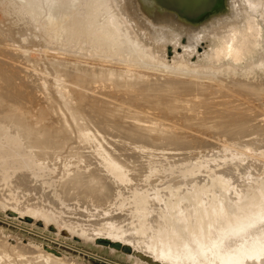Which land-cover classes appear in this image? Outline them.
Here are the masks:
<instances>
[{
	"label": "bare ground",
	"instance_id": "1",
	"mask_svg": "<svg viewBox=\"0 0 264 264\" xmlns=\"http://www.w3.org/2000/svg\"><path fill=\"white\" fill-rule=\"evenodd\" d=\"M14 1L17 2V0ZM14 1H12V4ZM22 1L25 2L26 6L23 3L20 4L24 5L25 8H27V6L31 7H28L29 9L35 8L33 11L36 15L45 12L48 14L49 18L46 19V22L50 23L48 24V28L51 27V31H53L54 35L58 34V36H61V31L63 33L67 32L68 35L72 38L74 37L75 40L80 37H84V40L88 38L89 44L91 43L93 47H99L100 49L101 46L103 50L106 47L110 49V53L111 50L123 49L121 51L128 52V54L123 52L126 56H131V52H133V54L137 55L135 57H138L140 59L139 61L142 62H147L146 60L155 58H153L155 55L154 51L151 53L152 50H149L146 46L148 51L145 50L144 45H147V43H153V46H155L154 44H156V46L159 45L162 50L165 48L166 51L167 48L172 47V45H182L183 47L204 45L208 48V50L206 49L205 57L210 59L213 63H221V65L216 67L218 71L220 68L221 71L226 69L228 71L233 70L231 72H234L236 70L235 65H238L236 63L240 61L239 59L237 60L238 56L239 58L242 57V59H246L247 61L245 64L249 66L255 64L258 67L256 68L258 71L264 67V0H135V3H129L127 0H19L18 2ZM9 5H11V3ZM232 8L235 10V17H225V14L228 13V9L230 10ZM8 9L10 8L8 7ZM7 12H10V10ZM30 15L33 14L30 13ZM215 19H217V22L211 23V25H209L210 27L206 29H201L202 25ZM49 34L51 35L52 33ZM210 39H214L213 42L210 43ZM208 42L209 47L207 45ZM197 49L198 48H196V50ZM157 50H155V52H159L160 48ZM99 52L97 49V53ZM196 52L198 51H195V53ZM113 53L112 55H114ZM162 53L166 52L163 51ZM202 53L205 54L204 51H202ZM120 54L121 52L118 55ZM161 54H159V56ZM106 55L108 54L106 53ZM187 55L188 54H186V56ZM192 55L194 56L193 53ZM189 56H191V54H189L188 57ZM129 58L131 57H128V59ZM121 59L122 58H120V60ZM137 60L135 61V65L136 63L138 65L141 63ZM125 61L129 62V60ZM162 62L164 64L165 59ZM132 63L134 64V62ZM63 64L65 65L66 62ZM143 65L146 66V64ZM174 65H176V63ZM183 65L186 64L182 63V66ZM148 66L147 68H149ZM178 66V70H180V65ZM182 66V70L188 68L183 67V69ZM240 66L239 69H243V65L241 68ZM139 68H141V66ZM245 68H247V66ZM253 68L254 67L251 69ZM82 69L84 70V68ZM106 69L107 68H105L104 71L103 68L102 70L99 68L97 73H89V75L95 79H99L100 77L103 78V74L108 75L107 78L113 75L112 79L115 77L114 80L119 81L121 84L126 81H124V77L121 76L122 73H124L129 76L130 81H134L132 85L135 87L142 86L145 82L149 84L147 77L139 74L135 66H125V70L122 71H118L117 69L106 71ZM192 69L196 71L195 68ZM210 69H212L211 66ZM245 70L247 73L249 69ZM261 71L262 70H260V73ZM241 72L242 71H240V73ZM252 72L254 73V71ZM237 73H239V71ZM238 77L233 82L231 81L232 83L235 82L234 86L237 87L236 90H241V92L244 91L245 93L249 92L247 94L251 93L253 95L260 94L264 91V81H245L246 79L242 80L243 78L238 79ZM103 79H106L105 76ZM8 80L5 81L8 83ZM128 83L125 82L124 86ZM165 83L163 87L167 92H172L173 90L175 92L176 89L172 88H175L174 86L178 83L183 86L184 89H200L201 93L205 90V85L198 83L196 79L190 82L172 80L165 81ZM116 84L118 83L116 82ZM120 84H118V86ZM129 84L128 87H133ZM179 84L176 88L179 87ZM9 87L10 86H8V88ZM5 88L7 87H4V89ZM149 89L148 87V90ZM184 89L182 91H184ZM148 90H145V92L150 91ZM178 91H181V87ZM171 94H173V92ZM10 95L12 96V94ZM173 96L172 98L169 96V98H171L169 100L170 102L167 101L170 103L171 107V103L176 102L175 105L177 107V103L181 102L179 100L183 101L184 98L178 99L181 95L179 97ZM19 97L20 96H18V98ZM173 99L175 101H173ZM191 99L193 100V98ZM198 100L194 102L196 109H198L200 103L203 105L204 103L205 105L211 104L207 98L206 100L204 99V103L201 102L202 100H199L200 102L198 103ZM158 101L160 103V100ZM184 101L185 104H188L189 100L185 99ZM183 102L180 104L183 105ZM157 103L156 105H158ZM229 104L224 102L219 108L216 107L215 111L210 110V112L208 110L212 116H207L209 120L205 118V121H213L211 128L218 131L216 132L217 134L221 131L225 132V134L227 133L228 137H230L229 135L231 134V136L237 137L236 139H238V137L239 139L242 138L243 142L262 138L261 135H264V132L261 128L260 130L259 128L257 130L254 129L259 126V124L257 125L254 122L255 120L252 122V124L254 123L257 125L256 127V125L253 124L255 126L253 128L254 130L251 129L252 126L246 125L248 118L251 120L252 118L254 119L252 114V117H250V115L248 116V114H250L246 111L248 108L246 107L247 109L245 110L247 114L244 110H241L240 106V109L238 107L234 108L233 105V108L228 109ZM182 105L179 106L181 107ZM236 106L238 105L236 104ZM174 107H172L174 110L178 108L175 109ZM185 107L186 105H184V108ZM210 107L211 109L213 108L212 105ZM192 108L195 109L194 107ZM193 109H191L195 111L193 114H200L199 109ZM187 110L189 109H186V111ZM180 111H182V109ZM251 111L253 110L250 109V112ZM213 112L215 113L213 114ZM65 113L67 112L65 111ZM16 117L18 118L15 114L0 116V203L3 205H7L6 203H8L7 201L9 199H14L18 202L17 197H19L20 194H18L17 191L23 192V190L28 188L29 182H31L32 179L37 180L41 178L39 188L41 192L52 187V190L50 192L48 191L50 194V197L48 196L50 205L27 204L25 207L31 209L37 206V211H40L39 215L45 216L51 220H55L60 216L65 221L67 228H72L73 226L77 230L76 226H79L81 230L83 228L87 230L88 223L86 219L97 216L100 219L90 225L95 227L94 230L105 231V229H107L105 228V223L109 217H124L128 214L126 210H129V212L133 211V215L137 217L136 220L140 224L143 222L144 238L150 246L153 247L154 245H162L165 242L168 243L167 247L158 248V253L160 255L159 259L169 264H264L263 181L261 182L263 187L257 184L259 181H257L256 184L250 181H238L236 184H230L229 181H227L226 173L233 168L222 170L219 174L209 173L207 178L203 177L204 175L202 178L201 175L203 172H210L206 169L208 166H196L197 163H194L196 165L193 163L188 164L186 158H183L186 156L184 150L191 147V149H193L194 147L191 145L193 144L191 140H189V144L185 141L186 135L183 136V133L180 134H182L184 142L188 144V147L187 145H185L186 147L183 146L184 142L182 146H179L181 144H178V146L175 144V149L172 148L175 151L171 152L170 150L168 153L165 150L169 144L166 146L167 143L157 141V139L165 142L166 140L163 138L161 139V137L158 136L159 133L156 132L158 134L155 135V137L157 136V139L155 138L157 142L155 141L156 143L153 144L154 138H152V136L154 134L152 136L148 134L151 130L149 128L151 127L145 128L147 126L140 127L137 133L131 132V134H126L124 132L126 135L125 137L121 136V131H118L119 133L116 134L114 133L115 131L113 132L114 134L110 132L111 136H107V132L103 130L105 129L104 127H106L104 122L102 120L98 121V119L97 121L93 119L95 120V123H93L95 127H79L76 129L77 133H75V130L70 131L69 128L67 129L64 127L65 125L59 128L56 126V129L53 131L52 129L48 130L49 128H47V130L44 129L46 127L35 128L33 127L34 125L31 126V123L25 124L23 121L24 119L20 121L21 118L18 120ZM67 117L69 118V116ZM116 117L118 116L116 115ZM186 117L189 119V116ZM104 118L101 117V119ZM108 118L111 119L110 117ZM255 119L257 121V118ZM251 120L248 119L250 122ZM151 121L152 120H150V122ZM109 122L107 121V124ZM72 126L73 124L70 125V127ZM208 126H210V124ZM153 131L155 132V130H152V133ZM168 131L166 130V132ZM170 133L173 132L170 131L169 134ZM75 134H77L80 139L79 141H74V138H72L76 137L74 136ZM170 136H168V138H171ZM172 136L174 138L175 135ZM177 136L178 134L176 138ZM182 136L178 137L180 138ZM187 139L188 137L186 140ZM174 140L176 139H172L171 141ZM182 140L180 138V141ZM167 141L169 143V139H167ZM234 141L236 140L234 139ZM65 142H68L67 145H64ZM72 142L73 144L76 142V145L70 146L69 143L72 145ZM174 142L177 143L178 141ZM174 142L172 144H174ZM12 148H14V151L10 150ZM88 158L91 159L88 160ZM57 159H61L62 163L56 162ZM46 160H49L47 161L48 163H46ZM207 162L212 163V159ZM223 162L225 161L223 160ZM56 170L59 172L54 180L53 173H55ZM158 173L162 174L161 177L154 180L153 177ZM158 180L160 181L158 182ZM141 182L147 185V188H140L142 187ZM14 193L15 195H13ZM217 194L220 196V199H217ZM234 194H236L235 197ZM213 195H216V199H214L215 202H213V204H215L209 206L210 203L208 204V199H212ZM60 197L72 206H74V204H72L71 201L74 199L77 200L79 204L82 205L81 212L77 213L75 206L70 210L62 211V206L60 207L55 202V199H59ZM117 209L120 210L117 211ZM207 213L211 215V223L213 222V224H209L207 221L209 220ZM206 217L208 219H206ZM84 229L82 231L85 233ZM113 234L116 236L121 235L119 231ZM187 238L191 240L190 242H194L191 245L188 244L187 246L181 247L183 242L189 240ZM96 241L109 242L113 245L133 251L135 256L151 264H167L154 260L148 255L134 251L129 246L122 245L119 242H114L109 239H97ZM21 260H27L29 264H70L72 261L63 256L60 252L52 249L46 248V250L43 249L39 251L30 243L23 241L16 242L12 238L8 242V239H5V237L3 238V234L0 231V264H21V262H24Z\"/></svg>",
	"mask_w": 264,
	"mask_h": 264
},
{
	"label": "rangeland",
	"instance_id": "2",
	"mask_svg": "<svg viewBox=\"0 0 264 264\" xmlns=\"http://www.w3.org/2000/svg\"><path fill=\"white\" fill-rule=\"evenodd\" d=\"M12 1L14 0H4V1L0 0V91H1L0 110L3 109L2 111H0L1 112L0 116L5 114L6 116L10 114L11 115L15 114L18 116V118L16 117V119L19 120L21 118L20 121L24 119L23 121L25 124L31 123V126L34 125L33 127L35 128L46 127L44 129L47 130V128H49L48 130L52 129V131L56 129V126L59 128L62 127V125L63 126L65 125L64 127H66L67 129L69 128L70 131L75 130V133H77L76 129H78L79 127H86V128L95 127V124L93 123H95V120L97 121L98 119V121L102 120L105 126L107 127L106 128L103 126L105 128L103 130L107 132V136H111V133L116 134L121 131L120 132L121 136L125 137L126 136L125 133L126 134L127 133L131 134V132L137 133L140 127L147 126L145 128L151 127L149 128L151 129L150 130L151 132L149 131L148 134H151V136L154 134L152 136V138H154L153 144L156 143L157 141H162L164 143H167L166 146H168L169 144V146L165 150L168 153L170 152V150L171 152L175 151L172 149V148L175 149L174 146L175 144H177L176 146H178V144H181L179 146H182L184 142L183 136L186 135L185 141L189 144L190 143L189 140H191V143L193 142V144L191 145H193L194 147L193 149H191L192 147L186 148L184 150L186 156L183 158H186L188 164L197 163V165L196 164L194 165L196 166L202 165V167H204V165L205 167L208 166V168L206 169L210 172H203L201 177L204 175L203 177L207 178V175L209 173L219 174L222 170L233 168L232 170H229V172L226 171L228 172L226 173L227 174L226 178L230 184H236L238 183V181L240 182L250 181L256 184L257 181H259L257 184L262 186L261 182L263 181V186H264V135H261L262 138L260 139L256 138L249 142L246 141L243 142L242 138L239 139L238 137V139H236L237 137L231 136V134L229 135L231 137L230 138L228 137L227 133L225 134V132L220 131L219 133H224V134H219V133L217 134L216 132L218 131L214 130V128H211L213 121L212 122L211 120L210 122L207 121L209 120L207 118L212 116L210 112L215 111L216 107L219 108L224 102H226L227 104L229 103L231 104V105L229 104V106L227 105L228 109L233 107L234 108L238 107L240 109L241 107V110L245 111L248 108L246 111L250 114H248L246 111L245 112L248 114V116L250 115V117L254 116V119L252 118L251 120L250 118H248L249 120H251V122L248 121L247 119L248 123L246 122V125L250 127L252 126L251 129H253L255 127L254 125L259 124V126L257 127L256 125L257 128L254 129L257 130L259 128L260 130L261 128V130L264 132V91L257 95H253L251 93L247 94L249 92L245 93L244 91L241 92V90L240 91L236 90L237 87L234 86L235 82L232 83L234 80L237 79L238 76H240L238 77V79L243 78L242 80L246 79L245 81L248 80L254 82H256V80L258 82L264 81L263 80L264 67L260 69L262 70L260 73V70L258 71V69H256L258 67L255 64L249 66L248 64H245L247 61L246 59H242V57L239 58L238 56L237 60L239 59L242 62L239 61L236 64H238L239 66L243 65L242 67L243 69H239V66L235 65L237 71L235 70L234 72H231L233 70L228 71L226 69H223V71H221L220 68L218 71L217 70L218 68L216 67L221 65V63H213L211 62L210 59L205 57L206 49L208 50V48L207 46L204 45H201L203 47H201L200 45H197V47L196 45H192L193 47L172 45V47H168L166 51L165 48L162 50L159 45L156 46V44H154L156 46L155 47L152 45L153 43H147V45H144V47L146 46L148 47L149 50H152V52L149 51L151 53H153L154 51L155 55L154 54H153L154 56L152 55L153 58L159 56V54H161L163 51L166 53H162L163 55L161 54L159 57H157L158 59L154 58L155 60L152 59V60H146L147 62H142L139 61L140 59L138 57H135L137 55L133 54V52H131V56L130 55L126 56V54H123V52L127 54L128 52L121 51L123 49L121 50L119 49L120 51L117 49H115L116 51L111 50L110 53V49H107L106 47L104 48V50L101 48V46L100 49L99 47H95V46L93 47L91 43L89 44L88 38H85L87 40H84V37H80L79 39L75 40V38L73 37L74 38L73 39L72 37H70L67 32L63 33L61 31H60V33L62 34L61 36H58V34L54 35L53 31H51L52 30L51 27L48 28L49 27L48 24L50 23L46 22V19L49 18L46 12L38 13L37 14L38 17H37L35 12L33 11L35 10V8L29 9L31 7L27 6V8L29 7L27 9L25 8L26 6L25 2L23 1L18 2L19 0H17L18 3L14 1L13 4L15 5H13ZM127 1L129 3L136 2L135 0H127ZM10 3L11 5H9ZM20 3H23L25 6L21 5ZM7 4L10 9H8ZM8 10H10V12L12 11L13 13L11 12L10 14V12H7ZM15 13H18L19 15ZM30 13H32L33 15H30ZM225 15H226L225 17L227 18L229 17L233 18L235 17V10L233 8L230 10L228 9V13H226ZM216 20L217 19L205 23V25L201 26V29H206L210 27L209 25H211V23L213 22H217ZM49 33H52L53 35L52 34L50 35ZM213 40L214 39H210L209 42L211 43L213 42ZM209 42L207 43V45L209 44ZM146 47L145 50L148 51ZM156 48L157 49L160 48L159 50L160 53L157 52L158 50ZM196 48L198 49L196 50ZM97 49L98 52L100 51L99 53H97ZM155 50L157 51L155 52ZM195 51H198L196 52L198 54H196ZM202 51H204L205 54L202 53ZM120 52L121 54L118 55ZM106 53L108 55H106ZM112 53L114 55H112ZM185 53L188 55L191 54V56L188 57V55L186 56ZM192 53L194 54V56L192 55ZM128 57L131 58L128 59ZM133 57H135L136 59ZM120 58L122 59L120 60ZM160 59L162 61L165 59V62L167 63L164 62L163 64V62ZM125 60L127 61L129 60V62H126ZM136 60L143 64H146V66L141 63H139V65L136 63L135 65ZM131 61L134 62V64ZM59 62H61L62 64ZM64 62H66L65 65L63 64ZM175 63L176 65H174ZM182 63L186 65L182 66ZM78 64L80 67L78 66ZM165 64L168 66H166ZM177 64L180 65V70H178L179 66ZM132 65L135 66V69L139 74L145 75L148 79L146 80L149 81V84L148 82H145L146 84L144 83L142 84V86L141 85L137 86L138 90L137 87L132 85L134 81H130L129 76H127L124 73H122L121 75L124 77L123 80L124 81L126 80L125 81L126 83L130 81L129 82L130 84L129 83L128 84L132 85L133 87L131 86L128 87V84L124 86L125 82L120 84L119 81L114 80L115 77L112 79L113 75L107 78L108 75L103 74V78L104 76L106 78L105 80L102 77H100L99 79L98 78L95 79L89 75V73L91 74L97 73L99 68L100 70H102V68L103 70L107 68L106 71L111 69L112 70L117 69L118 71H122L125 70V66L133 67ZM140 66L141 68H139ZM147 66L149 68H147ZM181 66L182 68L188 67L189 69L183 68L184 70H182ZM210 66L212 69H210ZM246 66L247 68H245ZM252 67L254 68L251 69ZM82 68H84V70ZM192 68H195L196 71H193ZM245 69L251 70V71L248 70L250 73L248 71L246 73ZM238 71L239 73H237ZM240 71H242L241 72L242 74L240 73ZM252 71H254V73ZM111 79L114 81H112ZM195 79L198 83L205 85V90H204L205 93L204 92L201 93L200 89H198L199 91L193 88L184 89L183 86H181L179 83H178L179 84L178 88H176L178 84L174 86L175 88L171 87L172 89H176L175 92L174 90L172 91L173 94H171L172 93L171 91L167 92L166 89H164L163 87L166 84L165 81L167 82V81L175 80L180 82H190ZM5 80L6 81L8 80L9 84ZM116 82L120 85L118 86ZM122 84L124 87L122 86ZM8 86L10 87L8 88ZM4 87H7L5 88L6 91ZM148 87L150 88L149 89L150 91L148 90ZM180 87H181V91H178V89L180 90ZM182 88L184 89V91H182L183 90ZM145 90H148L149 92H145ZM166 93H169L170 95ZM10 94H12V96ZM171 95L172 96L174 95L173 97H179L181 95V97H179L178 99L184 98L183 101L186 99L189 100L190 102L188 101V104L187 103L185 104V101L183 102L182 100H179L181 102L178 101L179 102L177 103L178 108L175 105L176 102H173L174 104L171 103L172 107L175 106L174 108L175 109L177 108L176 110H174L169 103L170 102L169 100L172 98ZM18 96H20L19 97L20 99L18 98ZM169 96L171 98H169ZM191 98H193V100ZM206 98L209 99L211 104L205 105L203 101H205ZM198 99L200 101L202 100L201 102L204 103V105L200 103V105L203 106L198 105V109L200 110L199 115L197 113L193 114L195 111L191 110L193 109L192 107L196 109L194 102ZM158 100H160V103ZM162 100L165 102H163ZM199 100L198 103L200 102ZM173 101L175 100L173 99ZM182 102L184 103L183 105L180 104ZM156 103L158 105H156ZM236 104L238 106H236ZM179 105H182L181 107L183 108H181ZM184 105H186L185 108L189 110L186 111ZM211 105L214 109L213 108L211 109L210 107ZM180 108L182 109V111H180L181 110ZM249 108L253 111L250 112ZM208 110L211 111L209 112ZM65 111L67 113H65ZM175 111H179V112H175ZM182 112L185 113L183 114ZM214 113L215 112H213V114ZM97 114H99L100 117ZM116 115L118 117H116ZM24 116L26 118L28 117L27 120ZM67 116H69V118ZM132 116L135 118H133ZM186 116H189V119ZM101 117L102 118L105 117V118L101 119ZM108 117H110L112 120L109 119ZM116 118L119 120H117ZM205 118L207 119L206 121ZM255 118H257V121ZM150 120L152 121L150 122ZM107 121L108 122L110 121L108 123L109 125L107 124ZM126 121L128 124L126 123ZM253 121L256 124L253 123L254 124L253 125L252 124ZM117 122L119 126L117 125ZM122 122L125 123L123 124ZM71 124H73L74 126V127L72 126L73 128L70 127ZM130 124L132 128L130 127ZM206 124L208 125L210 124V126ZM124 125L126 126L127 129L125 128ZM152 130H155V132L153 131L152 133ZM166 130L169 131L166 132ZM170 131L174 133V134L170 133L171 136L169 134ZM156 132L159 133V135ZM180 133H183V136ZM177 134L178 136H182L180 137L181 140L183 138L182 141H180V138L178 136L176 138ZM155 135L160 136L161 139L163 138L164 140H166V142L163 140H158L157 136L155 137ZM172 135H175L174 138ZM74 136H76V137H72L74 138V141L80 140L77 134H75ZM168 136H170L171 138H168ZM187 137H188L187 140L189 142L186 140ZM155 138L157 139V141ZM167 139H169V143ZM172 139H176L174 141H178V142L176 143L174 141H171ZM234 139L236 141H234ZM73 142L72 145L71 143H69L70 146H74L76 142L74 144ZM173 142L174 144H172ZM67 143L65 142L64 145H67ZM187 143L184 142L183 146L187 145L188 147ZM104 144L108 147V145L105 142ZM10 150L14 151V148ZM186 151L189 153H187ZM89 159L91 158H88V160ZM211 159H212V163L207 162L208 160L210 161ZM223 160L226 163L223 162ZM47 161L49 160H46V163H48ZM215 161L217 162V164ZM56 162L60 164L62 163L61 159L59 160L57 159ZM58 170H56V172L53 173L54 180L57 177V174L59 172ZM161 175L162 174L158 173L153 177V179L157 180L158 178L161 177ZM40 180L41 178L37 180L32 179L31 182H29L30 184L27 189L23 190V192L17 191L18 194H20L19 197H17L18 202H16L14 199H9L7 201L8 203H6L7 205H3L2 203H0V231L3 234V238L5 237V239L6 238L8 239V242L12 238L16 242L23 241L26 243H30L33 247H35L39 251H42L43 249L46 250V248L58 251L66 258L72 260L70 264H72L73 261H74L73 264L76 263L77 264H151L135 256L133 254V251L124 249L120 246L113 245L109 242L96 241L97 239H109L114 242H119L122 245L129 246L134 251L140 252L144 255H148L154 260L167 263L166 261L159 259L160 255L158 253V248L167 247L168 243L165 242L162 245L161 244L154 245L153 247L150 246V244H148L147 240L144 238L145 234L143 231V226H144L143 222H141L140 224L136 220L137 217L133 215L132 213L133 211L129 212V210H126L128 214L125 215L124 217H109L107 219V222L105 223V228H107L105 229V231L94 230L95 227L90 224L97 222L100 218L97 216H92L91 218L86 219V222L88 224H87V230L86 228L85 229L83 228L85 231L84 233L82 231L83 229L81 230L79 226H76L77 230L73 226L72 228H67L65 225V221L60 216L55 220H51L46 218L45 216L39 215L40 211L39 212L37 211L38 210L37 206L31 209H27L25 207V205L27 204L29 205L45 204L47 206L50 205V199H48V196L50 197V194L48 193V191L50 192L52 190V187H50L51 189L47 188V190L41 192L39 189ZM159 181L160 180H158V182ZM141 183H142L141 184L142 187L139 186L140 188L147 186L143 184V182ZM13 195H15V193ZM235 196L236 194H234V197ZM214 199H216V195H213L212 199L210 198L208 199V204L210 203L209 206L215 204V203L213 204V202H215ZM217 199H220V196L218 194H217ZM55 200H56L55 201L56 204H58L60 207L62 206V211L70 210L72 209V207L74 208L75 206L76 212L77 213L81 212L80 210L82 209V205H80L79 202L75 199H74L75 201L74 200L71 201L72 204H74V206L67 203V201H64V199H61V197ZM119 210L120 209H117V211ZM207 214L209 216V220L207 221L209 222V224H213V222L211 223L212 221V219L210 218L211 215H209V213ZM206 219L208 218L206 217ZM117 231H119L121 235L116 236L115 234H113V233H117ZM186 241L187 242H183L181 247L187 246L188 244L191 245L194 242V241L190 242L191 241L190 239ZM21 261H24L25 263ZM21 261H20L21 264L23 263L29 264L27 260H26L27 262L25 260H21Z\"/></svg>",
	"mask_w": 264,
	"mask_h": 264
}]
</instances>
